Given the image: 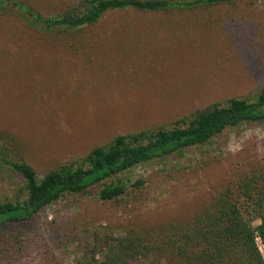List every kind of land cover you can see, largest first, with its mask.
<instances>
[{
	"label": "rangeland",
	"instance_id": "obj_1",
	"mask_svg": "<svg viewBox=\"0 0 264 264\" xmlns=\"http://www.w3.org/2000/svg\"><path fill=\"white\" fill-rule=\"evenodd\" d=\"M24 1L56 15L75 0ZM26 24L0 15V204L26 197L7 162L42 178L116 135L264 90V0L191 14L114 12L67 39ZM256 168H264V121L123 172L116 181L127 194L117 201L68 195L27 224L6 225L0 264H75L100 238L192 217Z\"/></svg>",
	"mask_w": 264,
	"mask_h": 264
},
{
	"label": "trees",
	"instance_id": "obj_2",
	"mask_svg": "<svg viewBox=\"0 0 264 264\" xmlns=\"http://www.w3.org/2000/svg\"><path fill=\"white\" fill-rule=\"evenodd\" d=\"M256 1L75 0L60 13L45 15L24 0H0V15L13 22L22 19L28 27L67 39L96 27L114 12L191 14ZM263 121L261 90L253 100L234 97L213 102L167 126L116 135L107 145L58 163L42 178L25 162H7L23 179L26 197L22 202L0 204V234L6 225L31 222L68 195L96 194L102 202L117 201L127 194L128 187L116 181L123 172L172 154L182 156L227 129ZM141 184L138 180L132 186ZM87 253V258L75 264H264V168L237 175L233 184L192 217L151 230L136 228L118 237L100 238Z\"/></svg>",
	"mask_w": 264,
	"mask_h": 264
}]
</instances>
